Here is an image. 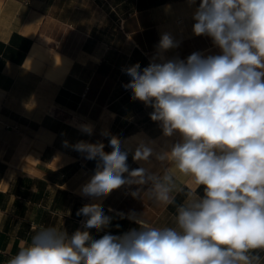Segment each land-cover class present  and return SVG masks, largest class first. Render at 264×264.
<instances>
[{
  "label": "clouds",
  "instance_id": "clouds-1",
  "mask_svg": "<svg viewBox=\"0 0 264 264\" xmlns=\"http://www.w3.org/2000/svg\"><path fill=\"white\" fill-rule=\"evenodd\" d=\"M193 20V35L211 38L219 54L166 58L180 41L165 32L147 67L122 69L131 98L153 109L165 137L179 140L157 151L154 141L139 139L132 159L149 167L131 171L117 136L110 153L103 143L72 146L97 161L82 195L105 198L137 186L134 198L175 206L174 226L130 213L138 228L94 239L89 230L107 228L112 217L100 203L86 204L77 211L87 218L83 230L69 236L40 228L7 264H264V0H200ZM80 130L91 135L93 127ZM153 158L159 171L150 170Z\"/></svg>",
  "mask_w": 264,
  "mask_h": 264
},
{
  "label": "crops",
  "instance_id": "crops-1",
  "mask_svg": "<svg viewBox=\"0 0 264 264\" xmlns=\"http://www.w3.org/2000/svg\"><path fill=\"white\" fill-rule=\"evenodd\" d=\"M199 3L0 0V264H7L40 228L56 227L69 236L83 230L87 218L77 211L86 204L100 203L112 217L107 228L89 230L94 239L138 228L127 218L130 213L153 226H174L175 206L143 194L134 198L137 186L121 187L105 198L82 195L97 161L72 146L103 143L110 153L109 141L117 136L129 152L131 171L149 167L132 159L139 139L154 141L157 151L179 140L178 134L165 137L150 118L153 109L131 98V90L123 87L131 77L122 69L136 63L141 70L147 67L165 32L180 41L163 53L166 58L219 54L211 38L192 33ZM122 38L129 46L121 44ZM85 124L92 125L91 135L80 130ZM161 167L153 158L150 170ZM183 199L177 196V203Z\"/></svg>",
  "mask_w": 264,
  "mask_h": 264
},
{
  "label": "rangeland",
  "instance_id": "rangeland-1",
  "mask_svg": "<svg viewBox=\"0 0 264 264\" xmlns=\"http://www.w3.org/2000/svg\"><path fill=\"white\" fill-rule=\"evenodd\" d=\"M121 44H125L126 46H129V43L124 38L121 39Z\"/></svg>",
  "mask_w": 264,
  "mask_h": 264
},
{
  "label": "bare ground",
  "instance_id": "bare-ground-1",
  "mask_svg": "<svg viewBox=\"0 0 264 264\" xmlns=\"http://www.w3.org/2000/svg\"><path fill=\"white\" fill-rule=\"evenodd\" d=\"M186 16H181L180 19H184ZM46 85V84H45Z\"/></svg>",
  "mask_w": 264,
  "mask_h": 264
}]
</instances>
